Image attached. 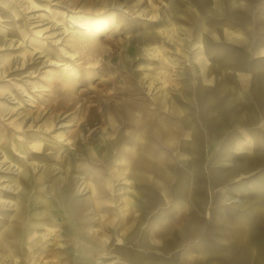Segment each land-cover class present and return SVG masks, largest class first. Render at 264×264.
I'll use <instances>...</instances> for the list:
<instances>
[{
	"label": "rangeland",
	"instance_id": "obj_1",
	"mask_svg": "<svg viewBox=\"0 0 264 264\" xmlns=\"http://www.w3.org/2000/svg\"><path fill=\"white\" fill-rule=\"evenodd\" d=\"M3 1L20 23L24 40V43L5 50L20 56H17V66L12 64L0 76V125L6 139L4 145L12 156L23 160V154L14 145L15 138L23 139L28 147L27 133H41L44 117L55 112L73 111L64 119L73 122L71 125L58 128L59 122L45 135H51L59 145V158L71 165L73 175L69 180L74 184L66 185L67 181L62 178L64 173L50 165L47 171L34 170L33 193L47 191L56 196L62 189L69 190L70 200L83 202L91 195V190L86 186L83 194H79L77 179L80 183L82 180L94 182L98 188L106 187L114 194L113 202L98 213L114 220L125 218L131 223L140 222V227L130 233L133 241L139 240L145 230L156 245L169 239L176 240L169 249L145 251L146 255L160 259L161 264H264V94L256 91L258 79L264 75V0H211L210 9L201 0H115L120 7L110 5L102 9H99L101 0ZM150 7L158 11L155 21L146 15ZM2 14L1 10L0 28L7 29L10 19ZM44 17L47 19L42 20ZM71 21L101 29L96 37V50L92 51L88 42L82 39L83 31L78 34L71 31L75 29ZM169 22L176 31L179 50L175 52L172 45L160 37L163 57L157 60L139 38L140 25L153 29L154 23ZM64 27L68 28L66 32H63ZM204 34L207 36L205 43L196 44V36ZM28 45L43 49L63 64L44 63L31 69L41 58L32 53L31 59L22 63L21 53L29 49ZM2 53L0 50V55ZM72 53L73 57L66 55ZM137 57L142 58L136 60ZM204 64L212 67L209 77ZM102 66L104 71L96 73L95 68ZM90 68L96 72L87 77ZM158 68L165 81L164 89L168 91L165 103L159 102L160 88L146 86V79L138 78L144 71L154 73ZM67 76L73 79H67ZM109 76L115 77V81L103 86L101 82ZM225 82L229 83L230 89L223 90ZM126 86L131 88L130 92H119L118 88L124 90ZM109 91L115 92V96L108 98ZM139 91H143L146 107L152 109V113L145 112L140 116L139 109H130V119L144 120L145 133L151 137L157 132L162 134L158 133L151 142L154 148L151 153L144 154L150 163L159 165L158 170L134 166V160L140 155L135 133L142 131V125L138 123L134 128L127 123L122 126L124 122L118 119L121 112H116L114 107L116 102L121 104L124 99L137 98ZM30 97L34 106L26 105L31 102H27ZM19 99L21 104L17 102ZM71 102L72 107L60 106ZM57 103V109L52 110ZM12 106L13 110L8 112ZM29 109L35 115L39 112L41 115L28 126L22 115ZM253 111L257 114L251 120L249 115ZM219 117L224 124L217 129L211 127L212 119ZM16 119L17 127L13 124ZM77 122H80L79 128ZM116 127L127 134L128 141L124 143L118 137L112 142L109 135H118ZM74 129L75 133L68 135ZM59 130L63 131L65 140L56 136ZM165 132L172 135L170 142H167ZM189 139L194 140L196 153L191 152ZM123 144L133 147L136 154L130 156L120 150ZM253 148L257 150L247 152ZM221 149L238 160L244 158L243 153L249 154L254 162L221 177L219 171L226 167ZM54 153L50 151L46 155L54 159ZM189 153L198 159L196 176H190L186 168ZM122 166L129 169L128 176L111 175L115 168ZM64 207L66 223L61 225V236L53 249L64 248V252L56 256L57 263L81 264L87 260L92 264H110L115 258L114 253L81 256L77 255L76 242L67 246L68 234L74 237L76 230L74 223L70 225L73 218L68 207ZM9 209L6 205L0 212ZM33 209L34 205H31L28 212ZM96 217L97 214L93 218L89 214L83 216L86 224L82 227V235H93L91 227L94 225L100 229ZM27 220H24L23 228ZM182 224L183 237L179 233ZM118 225L115 224V231L123 233L124 225ZM21 235L20 243L13 244L10 250L0 248L3 264H14L15 260L26 264ZM113 239H108L110 243L105 245L120 244L119 240L113 242ZM7 240L12 239L9 236ZM51 241V238L39 241L44 250L34 254L46 264L52 261L57 264L54 259L44 258Z\"/></svg>",
	"mask_w": 264,
	"mask_h": 264
},
{
	"label": "bare ground",
	"instance_id": "obj_2",
	"mask_svg": "<svg viewBox=\"0 0 264 264\" xmlns=\"http://www.w3.org/2000/svg\"><path fill=\"white\" fill-rule=\"evenodd\" d=\"M201 1L207 4L208 9L212 8L211 0H201ZM150 4L152 5L151 2ZM110 5L117 6V7L121 6V4L119 3L116 4L115 0H101L99 9H102ZM1 10L3 11V14L1 16L10 19L9 20L10 27L7 29L0 28V50H3V53L0 55V76L4 74L8 69H10L12 64H15L17 66V59H18L17 56L18 57L20 56V55H16V56L11 55V51L9 50L5 51V50L9 49L10 46H17L18 44L20 45L24 43V40L22 38L23 35L21 32L20 23L17 22V19L15 18V15L12 12V10H10L9 5L5 3L3 0H0V11ZM146 15H148L149 19L153 21L158 19V11L152 7L147 8ZM44 19H47V18L44 17L42 20ZM48 22H51V20ZM71 22H72L73 27H75V29L71 31L75 34H78L80 31H83L84 36L82 37V39L88 42V45L90 48H92V51L96 50L98 46L96 37L101 29L99 27H96V28L94 27L95 29H93L91 28L89 24L85 25L82 22H74V21H71ZM154 25L155 26L153 27V29L146 26L145 24L140 25V28H142V31H139V38L142 39V42L144 43L146 49H148V51L152 53V55L158 58L157 60L161 59L163 56H161V51L159 48V38L162 37L164 41L171 44L172 48L175 50V52H177L179 50L177 46L180 43L176 41V38H175L176 31L174 27L172 26L171 22H169V24H163V25H158L157 23H154ZM67 30H68L67 27L63 28V32H66ZM237 33H239V31H237ZM147 34H152V35L150 36V38H146L145 35ZM206 37L207 36L205 34L200 35V36L197 35L196 38H198V40H196L195 43L198 45H201L202 42L205 43ZM28 46H29V49L21 53L20 59L22 60V63L31 59L32 53H34V55L38 54V57L41 58L37 61V64L35 66L31 67V69H37L41 64H44V63L45 64L55 63L58 65L63 64V62L60 61L59 59L52 58V56H49L46 53H44L43 49H40V48L36 49V47L30 46V45ZM66 55H69V56L71 55L70 57H73L74 53L66 54ZM141 58L142 57H137L136 60H140ZM164 59L165 58H163V60ZM203 59L205 60L207 59L206 54H204ZM92 63H95V62H92ZM147 66L150 67V65H147ZM204 67L206 70H208L206 75L207 77H209L212 71V70L210 71V68L212 67L209 64H204ZM95 69H97V72ZM95 69L90 68L87 77H91L92 74L95 72L98 74H101L102 71H104L103 66L97 67ZM18 73H21V72H18ZM161 73L162 71L160 68L156 69L154 73H149V72L144 71L143 73H141V76L138 78L146 79L147 81L146 86H152V87L157 86L158 88H160L161 91H160L159 102L165 103L168 97V91L164 89L165 81L163 80ZM127 76L128 75H126V77ZM67 79H73V78H71L70 76H67ZM114 81H115V77L109 76L107 77L106 80H104V82H101V83L103 86H106V85L113 84ZM122 88L123 87L118 88L120 89L119 92L121 91L130 92L131 91V88H129V86H126L124 90ZM230 88L231 86L229 85L228 82H225L223 84V90L230 89ZM256 91L258 94H264V75H261L260 79H258ZM106 96L108 98H111L115 96V92L109 91L107 92ZM136 96L137 98L135 99L131 97L132 99L130 100L128 99L122 100L121 104H117L116 102V104H114V107L116 109V112L117 111L121 112V115H119L118 119L119 120L121 119V121L124 122L122 126H124L127 123L129 124V126H133L134 128L136 127L138 123L142 125L141 126L142 131L135 133V136L139 140L135 144H136V148L139 149L140 155H138L136 159L134 160V166L137 165L140 167L144 165L145 167H148V168L150 167L153 170H158L159 165L155 163H150L147 159H145L144 154L147 152L151 153V151L154 149L151 142H153V140L157 138L156 135H159L161 133L157 132L155 137H151L150 135H148V133H145L146 130L143 128L145 126L144 120H140L141 122L140 121L138 122L139 119H136V120L130 119L132 118V115L130 114V109L131 110L134 108L139 109L142 113L140 116H142L143 113L145 115V112L148 114L152 113V109H147L146 107L147 105L144 102L145 97L143 95V91H139L136 94ZM16 97L17 96H14V98ZM28 100L31 102L29 104L26 103V105L34 106V105H31V103L33 102V99H31L30 97L29 99H27V102ZM17 102L18 104H21L22 100L19 99ZM57 105L58 103L52 108V110L57 109ZM72 105H73L72 102L66 103V104H62V103L60 104L62 108L72 107ZM118 106H121V108H119ZM5 110H7V108H5ZM11 110H13V106L8 108V112ZM72 112L73 111L66 112L65 114H64V111L61 113L55 112L54 114H48L46 117H44V120L42 121L43 126L41 128L42 130L41 133L30 132V131L29 133H27L29 140H30L28 147L23 139L15 138L14 145L16 146V150L19 153L23 154L22 155L24 156L23 160H20L19 158L17 159V156L15 157L12 156L13 155L12 152L9 151L8 147L4 145V143L6 142L5 141L6 139L4 138L5 136L4 133L3 134L1 133V130L3 129V127L0 125V157H3L2 160H0V163L2 162V165H0V208L6 205H8L10 208L9 210H2V212H0V248L1 250H4V251L10 250V247L13 244H15L16 242L17 244L20 243L19 237L22 234L21 235L23 238L21 241L22 256L24 257L23 260L26 261V264H46V261H43L42 259L38 258V254L42 253V251L44 250V249L42 250L38 242L42 241L43 239L45 240L47 238H51L53 241H51L49 247L47 248L48 253L47 252H46L47 254L45 253L44 258L45 259L50 258L51 260L54 259L55 262L57 263L58 259H56V256L57 254L59 253L61 254L62 252H64L63 250L64 248L62 249L60 248L54 251L53 249L55 248L54 244L55 245L57 244V241H56L57 238L61 236V231H60L61 225L66 223V215H65L66 208L64 207L65 205L66 207H68V211L71 214V217L73 218L71 221L72 223L70 225L72 226L74 223L75 230H76L75 231L76 235H74V237H71L70 234H68L69 240L67 241L68 242L67 246H69V244H73L76 242L78 245L77 255H81V256L82 254L89 255L92 252V249L96 247L98 252L100 251L101 253L110 254V252H116L117 254H119V257L123 258V260L120 261V259L119 260L117 259L115 261L116 264L117 263L127 264L128 262L130 264H161V260L145 255L144 253H142V251L138 250V248H141L143 245L141 242V238L139 240L133 241V237H132L131 240L130 239L128 240L127 235H129L130 233L129 231L133 233L135 231L134 229L135 226H137V224L140 225V222L131 223L129 220H125V218H122V219L117 218V220H114L112 218L106 219L104 215H98L99 223L102 226L101 228L102 231L101 230L99 231L96 227L92 226L91 230L93 231L92 232L93 235H82L81 228L84 226V224H86V221L84 222V220H82L83 216L89 214V217L93 218V216H95L93 215V212H98L99 209H102V207H105V206L109 207L108 203L113 202L114 194L108 191L106 187L98 188V186L94 182H91V181L88 182V181L82 180L80 183L79 179H77L75 182H77L76 184L78 186L77 191L78 192L81 191L79 194H83L82 191L84 190L86 186L88 187V189L91 190V195L87 199L83 200V202H81L78 199L70 200L68 198L70 194L69 190L65 191L62 189L61 194L60 195L57 194L56 196H54L53 193L51 194L47 191H40V192L38 191L36 192V194L33 193L32 191L33 186L36 182V179L34 176V170L38 169L42 171H45V170L47 171L50 169L49 167L50 165L54 166L52 169H59L62 171V173H64L62 175V178L64 177L65 181H67L66 185L71 187V185L74 184V182L69 180L71 175H73L71 165L67 163L68 161L66 160L63 161L62 159L59 158L60 156L59 145L57 144V142L51 139V135L50 136L45 135L46 133L50 132V130L53 127H55L56 124H58L59 122L60 123L58 125V128L71 125L73 122L69 121L68 119L66 120L64 119L68 117L69 114ZM256 114L257 112L253 111V113L249 115V118L251 120H254V118L256 117ZM40 115H41L40 112L35 115L31 111V109H29V111L23 113L22 120L25 124L29 126V125H32L34 123V120L38 118ZM105 118L111 119V116L110 117L106 116ZM56 120H57V123H55ZM211 122H212L211 127L216 128V129L221 127L224 124L223 120H220V117L218 119L213 118ZM13 124L16 127L19 126V124H17V119L13 121ZM76 125H77V128H79L80 122H77ZM120 130L121 129L116 127V131H117L116 133L118 135L116 136L109 135V138L112 140V142H115L117 139H119L118 137H120V141L122 142L128 141L127 134H124V132L121 130L122 131V135H121V133L119 132ZM75 131L76 129L68 133V135L71 136L73 133H75ZM168 133L169 134L165 132L166 134L165 137L167 139V142H170L172 140L171 138L172 135L170 134V132ZM56 136L59 138V140L66 139V137H63L64 135H63L62 130H59ZM188 141H189L188 144L191 145V152L196 153L197 147H196L194 140L189 139ZM150 144L151 146H149ZM120 150H124L130 156H134L136 154L135 149L133 147L127 146L126 144H123ZM255 150H257V148L249 149L247 150V152L251 153V152H254ZM50 151L55 152L54 153L55 160L53 158L51 159L50 156L46 155V152H50ZM220 152H221V155L223 154L222 159L224 160V163L226 166L225 169H221L219 171V176L221 177L225 176L226 174L231 175L232 173L238 171L239 169L245 168L254 162L253 156H250L249 154L248 156H246L245 153L243 152L242 153H243L244 158H242V160H238L237 158L233 157L225 149H221ZM186 160H187L186 168L188 172L190 173V176H196L198 159L194 157L192 153L191 154L189 153L187 154ZM6 163L7 165L3 167V164H6ZM128 170L129 169H127L126 166L125 167L122 166V168L119 167L117 169L115 168L114 171L112 170L113 172L111 175L114 174V175L128 176L129 174ZM40 178H42V176H40ZM126 180H129V178H126ZM83 183H84V187L81 188ZM194 196H196L195 193H194ZM28 202L29 203L32 202V203L28 204ZM127 202L130 203L131 202L130 199H128ZM31 205H34V209L31 213H29L28 208ZM30 215L32 216L31 219H29ZM118 217H120V215ZM26 219L28 220L25 222V226L23 228L22 227L23 222ZM116 223L119 224L118 226L124 225L125 230L123 233L114 232L115 231L114 226ZM109 230H114L112 231L113 234L111 233L108 234L107 231ZM6 233L10 234L9 236L11 237L12 240H9V241L7 240L9 236ZM98 233H101V234L99 235ZM113 235H114V240L115 239L119 240L120 243L123 244V246L117 245L119 243H114V245L110 247L108 245H105L106 242L110 243ZM95 238L97 240H95ZM108 239L110 241H108ZM125 245L126 246L128 245L129 247H126ZM115 247H117V249L112 250V248H115ZM36 251H39L38 254H34ZM12 252L13 251H10V253ZM49 254H51L50 257H49ZM2 255H3V252L0 253V264L4 263L2 259L3 258ZM53 263L54 261H52L50 264H53ZM14 264H23V263L16 262L15 260ZM81 264H92V263L89 261H82Z\"/></svg>",
	"mask_w": 264,
	"mask_h": 264
},
{
	"label": "crops",
	"instance_id": "obj_3",
	"mask_svg": "<svg viewBox=\"0 0 264 264\" xmlns=\"http://www.w3.org/2000/svg\"><path fill=\"white\" fill-rule=\"evenodd\" d=\"M99 213H100V211H99ZM93 215H96V213L94 212V214ZM98 215H101V214H98V212H97V217H96V219H98L97 221H98V224L100 225V223H99V218H98ZM120 215V214H119ZM118 215V216H119ZM105 216V218L107 219V217H106V215H104ZM93 217H95V216H93ZM189 225H190V228L193 226V224L190 222L189 223ZM95 226V225H94ZM101 226V225H100ZM139 228L140 227V225H138L137 224V226H135V228ZM184 226H183V224L181 225V226H179V233H180V235L183 237V231H185V229L183 228ZM101 228H102V226L100 227V229H98L99 231L101 230ZM134 228V229H135ZM81 230H82V228H81ZM102 231V230H101ZM112 231H114V230H109V231H107V233L109 234V233H111V234H113L112 233ZM114 232H118L117 230L116 231H114ZM135 232V231H134ZM133 232V233H134ZM119 233V232H118ZM131 233V232H130ZM130 233H129V236L127 235V237H129V239L131 240V238H132V235H130ZM99 235L101 234V233H98ZM114 238V235H113V237L111 238V239H113ZM141 242H142V247L141 248H138V250L139 251H142V253H144L145 255H146V253H145V251L146 250H149V249H151V248H160V249H169L172 245H173V243L174 242H176V240L175 239H169V240H167V241H164V242H161V244L160 245H156L155 243H153L151 240H150V238H149V236H148V230H145V231H143V233H142V235H141ZM114 240V239H113ZM118 245V244H117ZM119 245H121V246H123V244H119ZM126 246V245H125ZM126 247H129L128 245L126 246ZM117 249V247H115V249L114 250H116ZM112 250H113V248H112ZM110 253H115V258H114V260L110 263V264H116L115 263V261L118 259H120V261L121 260H123V258H120L119 257V254H117L116 252H110ZM94 254V256L95 255H97V254H101V252L99 251L98 252V250H97V248L95 247V248H93L92 249V252L89 254V255H93ZM88 255V256H89ZM86 256V255H85ZM151 257V256H150ZM89 258H92V257H89ZM152 258H155V257H152ZM155 259H157V258H155ZM160 260V259H159ZM84 261H87V260H84ZM89 262H91V261H89ZM92 263V262H91ZM117 264H121V263H117ZM127 264H130L129 262L127 263Z\"/></svg>",
	"mask_w": 264,
	"mask_h": 264
}]
</instances>
